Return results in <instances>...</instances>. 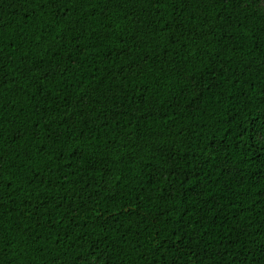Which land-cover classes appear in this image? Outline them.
I'll return each mask as SVG.
<instances>
[{
	"label": "trees",
	"instance_id": "obj_1",
	"mask_svg": "<svg viewBox=\"0 0 264 264\" xmlns=\"http://www.w3.org/2000/svg\"><path fill=\"white\" fill-rule=\"evenodd\" d=\"M0 264H264V0H0Z\"/></svg>",
	"mask_w": 264,
	"mask_h": 264
}]
</instances>
